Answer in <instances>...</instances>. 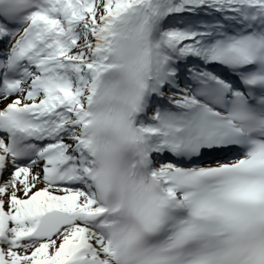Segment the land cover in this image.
<instances>
[{
  "label": "snow or ice",
  "instance_id": "snow-or-ice-1",
  "mask_svg": "<svg viewBox=\"0 0 264 264\" xmlns=\"http://www.w3.org/2000/svg\"><path fill=\"white\" fill-rule=\"evenodd\" d=\"M0 264H264V0H0Z\"/></svg>",
  "mask_w": 264,
  "mask_h": 264
}]
</instances>
